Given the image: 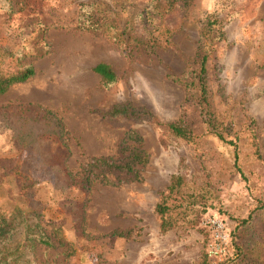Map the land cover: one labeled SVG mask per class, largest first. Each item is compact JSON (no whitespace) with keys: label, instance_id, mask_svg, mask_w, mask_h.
<instances>
[{"label":"rangeland","instance_id":"rangeland-1","mask_svg":"<svg viewBox=\"0 0 264 264\" xmlns=\"http://www.w3.org/2000/svg\"><path fill=\"white\" fill-rule=\"evenodd\" d=\"M8 1L0 0V45L34 73L0 94L10 116L9 123L0 116V173L9 188L0 206L42 210L45 231L59 227L72 244L53 236L54 248L36 249L38 262L264 264V0H97L108 22L120 10L114 25L98 30L76 27L78 4L90 0ZM143 8L155 9L154 24L171 26L172 44L149 53L117 45L111 35ZM203 54L204 100L196 87ZM98 63L112 68L113 83L93 71ZM28 104L52 112L61 133L39 130L23 145L25 124L11 107ZM122 104L144 115H109ZM166 122L192 138L171 135ZM58 149L66 155L56 156ZM133 150L147 161L136 180L120 183L89 177L65 188L43 162L65 157L79 178L92 158L123 163ZM16 160L33 179L25 195L6 171ZM172 176L182 183L170 205L172 226L162 231L155 209Z\"/></svg>","mask_w":264,"mask_h":264},{"label":"trees","instance_id":"trees-1","mask_svg":"<svg viewBox=\"0 0 264 264\" xmlns=\"http://www.w3.org/2000/svg\"><path fill=\"white\" fill-rule=\"evenodd\" d=\"M181 1L184 6L187 0ZM159 2L160 0H157V4ZM7 4L10 6V0ZM99 5L100 3L97 0L78 4V12L80 14L77 13L76 27L98 30L107 25H114L118 19L120 10L114 9L110 12L114 17L108 22L110 18L106 16V10L99 11ZM154 12L155 9L147 11V8H143L130 13L124 22L123 28L119 32L112 34L111 37L119 47L128 49L130 52L149 53L153 52L160 45L172 44L170 40L171 26L162 19L159 24H154L150 21V15H154ZM84 14L89 17L83 19L82 15ZM208 24L210 23L208 22ZM206 59L207 55L203 54L200 59L196 80L198 94L203 100L206 93L204 82ZM93 71L100 76L101 81L105 85L113 83L116 79L115 72L106 63L96 64ZM33 73L34 67L31 63L22 62L18 52L0 45V94H3L12 84L25 81ZM172 79L185 86L188 85L187 82H183L174 76H172ZM11 108L16 111L20 121L25 124L19 128V141L23 145H26L30 140H34L39 130L43 131V134L50 133L56 136L61 129V123L53 113L37 104L18 105ZM139 114L144 115L143 112L137 111L127 104L118 105L109 112V115L112 117L125 115L140 118L141 115ZM0 116H2L1 123L10 122L7 108L4 111L0 108ZM162 126H164L165 131L175 137L185 140L192 138L190 132L178 122H166ZM55 155L61 157L66 155V151L58 149ZM237 157V154H235V165H237ZM65 159L64 157L60 161L57 159L53 162L48 156H45L43 162L49 165L54 172L61 174L63 186L68 188L71 185L85 182L89 177L110 182V176H112L117 183L136 180L139 176L138 166L146 163L147 155L143 150H133L130 159L123 163H116L105 158H92L84 168L85 175L79 178H76L77 175H73L71 170H68ZM6 171L12 177H17L18 194L25 195L33 185V179L21 170L20 161H14L10 167L6 168ZM1 175L0 173V195H5L8 193L9 188L8 184L5 185V180ZM6 182L8 183L9 180H6ZM181 183L182 178L180 176H172L167 187V192L161 201L156 204L155 210L161 217L160 229L162 231H166L172 226L169 219L170 205L175 204L174 201H178L177 194L180 191ZM259 203V207L264 208V202L260 201ZM42 216L43 211L32 206L26 209L19 205H14L9 209L0 206V264H47V262H38L36 258L37 248H54L56 239L59 241V245H72L61 235L59 227L53 229V234H48L41 224ZM119 235L124 236L126 234L119 233ZM237 248L242 249V247ZM258 255L260 260H264V254L260 250L258 251Z\"/></svg>","mask_w":264,"mask_h":264}]
</instances>
